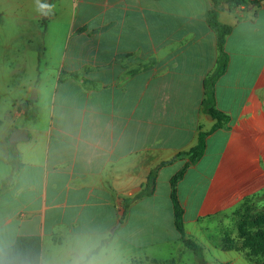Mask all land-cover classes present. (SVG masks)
Wrapping results in <instances>:
<instances>
[{
    "label": "crops",
    "instance_id": "1",
    "mask_svg": "<svg viewBox=\"0 0 264 264\" xmlns=\"http://www.w3.org/2000/svg\"><path fill=\"white\" fill-rule=\"evenodd\" d=\"M259 1L224 3L219 11V21L233 27L225 45L228 68L216 83V104L229 115V128L208 135L203 157L178 183L185 228L189 208L195 226L186 231L202 244L213 235L210 225L221 230L226 219L264 196V3ZM54 5V15L41 16L35 0H0V63L6 57L20 70L30 65L39 80L33 102L29 91L14 100L16 110L0 117V250L19 235L39 234L42 253L48 254L56 232L65 241L71 233L108 236L116 223L113 229L125 226L132 214L120 220L122 202L142 188L155 166L191 148L200 128L209 130L214 123L201 111L204 79L218 57L216 31L206 16L212 0H56ZM15 128L28 130L27 139L12 142L23 165L1 191L12 174L8 141ZM185 161L161 167L155 193L130 206L149 201L150 208L140 212L152 217L148 235L158 231L153 218L161 210L154 202L160 185L170 198V178Z\"/></svg>",
    "mask_w": 264,
    "mask_h": 264
},
{
    "label": "rangeland",
    "instance_id": "2",
    "mask_svg": "<svg viewBox=\"0 0 264 264\" xmlns=\"http://www.w3.org/2000/svg\"><path fill=\"white\" fill-rule=\"evenodd\" d=\"M11 53V52H10ZM6 57L0 63V117H7L10 111L16 110V101H19L23 95L29 93L30 96L34 89L37 90L39 80L33 74L32 67L26 66L20 70L17 65L7 63ZM49 84V82H46ZM31 87V90L29 88ZM29 96V99H30ZM30 102L31 99L29 100ZM20 103V102H19ZM18 103V105H19ZM183 163H181L182 165ZM184 165V164H183ZM182 165V167H183ZM168 195V196H167ZM157 201L160 207V213L153 220L155 228L158 230L156 235H148L151 231V215L140 212L144 211L149 201L136 203L128 209L124 216V222L130 215L129 222L124 226L121 224L113 229L117 224L114 219L111 227L114 237L105 246L111 245L118 254L119 264H130L133 260H139L143 264H198L196 255L192 250L185 247L179 239V234L174 227L173 215L171 214V200L169 198V189L167 190L164 183H161ZM148 207V206H147ZM150 207H148L149 209ZM188 222L186 229L193 231L195 226L190 220L192 212L189 208ZM264 211V196L257 201L256 205H248L238 210L231 218L226 219L227 224H222L221 230L214 225L212 236L203 239L205 247L204 254L210 264H264V257L252 256L248 249H231L227 250L224 246L226 237L234 238L236 243H240L238 238V223L244 216H256ZM119 216H122V210H119ZM140 214V215H139ZM214 226V227H213ZM210 228V229H211ZM49 228L47 229V232ZM88 231V230H86ZM192 236V235H191ZM193 237V236H192ZM63 234L56 232L52 235L53 242L50 240L48 254L57 252L64 244L62 241ZM195 238V237H194ZM196 239V238H195ZM200 242V241H199ZM61 243V244H58ZM201 243V242H200Z\"/></svg>",
    "mask_w": 264,
    "mask_h": 264
},
{
    "label": "trees",
    "instance_id": "3",
    "mask_svg": "<svg viewBox=\"0 0 264 264\" xmlns=\"http://www.w3.org/2000/svg\"><path fill=\"white\" fill-rule=\"evenodd\" d=\"M56 0H45L44 2L54 4ZM213 7L207 11L208 24L214 28L217 35L218 57L215 68L204 79V98L201 103V111L211 115L214 123L209 130L200 128L198 140L195 145L187 150H180L175 157L170 160H164L155 166L149 173L146 183L142 188L132 196L127 197L122 202V216L124 219L130 206L136 201L151 196L157 189L158 170L166 164L172 163L176 159H186L183 167L178 170L170 178V199L173 206V223L179 234V239L182 244L192 250L196 255L198 264H210L204 254V245L197 239L187 233L185 228V207L182 204L178 194V183L184 178L188 168L196 164L203 157L206 146L207 137L218 129H228L230 117L217 107L216 104V83L218 79L226 72L230 60V56L225 48L226 38L231 33L233 27L229 24H224L219 21V11L223 8L224 3L229 6L241 4H260L259 0H212ZM43 24L46 19H43ZM43 53V47H39V55ZM2 120L0 119V125ZM8 160L12 166V174L3 179V188L7 187L12 180L13 173L18 171L23 163L21 154L16 146V143L8 141ZM114 234L111 231L107 239L102 243L107 244ZM238 238L240 243H236L234 238L226 237L224 246L227 250L231 249H248L250 255L256 257H264V211L256 216H244L238 223ZM42 253V236L39 234L19 235L16 237L13 244L0 250V261L4 264H13L14 261L39 256ZM130 264H143L139 260H133ZM227 264V263H223Z\"/></svg>",
    "mask_w": 264,
    "mask_h": 264
},
{
    "label": "clouds",
    "instance_id": "4",
    "mask_svg": "<svg viewBox=\"0 0 264 264\" xmlns=\"http://www.w3.org/2000/svg\"><path fill=\"white\" fill-rule=\"evenodd\" d=\"M35 11L41 16L54 15V4L35 0ZM106 233L82 231L69 234L63 246L55 253L16 260L13 264H119L118 254L111 246L102 242ZM0 264H4L0 261Z\"/></svg>",
    "mask_w": 264,
    "mask_h": 264
},
{
    "label": "water",
    "instance_id": "5",
    "mask_svg": "<svg viewBox=\"0 0 264 264\" xmlns=\"http://www.w3.org/2000/svg\"><path fill=\"white\" fill-rule=\"evenodd\" d=\"M262 2L264 3V0H262ZM225 7H228V3H225ZM36 98H37V90L34 89L32 91V94L30 96V99L31 100H35ZM209 117L212 118L211 115H209ZM27 138H28V130L27 129L15 128L11 132V135L9 137V141L10 142H18V141H22V140L27 139ZM119 224H121V221L119 222Z\"/></svg>",
    "mask_w": 264,
    "mask_h": 264
}]
</instances>
